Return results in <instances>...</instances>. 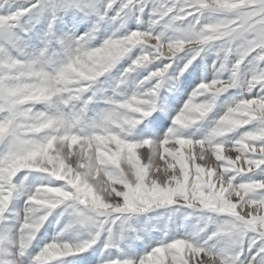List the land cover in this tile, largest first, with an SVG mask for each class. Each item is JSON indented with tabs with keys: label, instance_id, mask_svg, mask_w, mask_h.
Listing matches in <instances>:
<instances>
[{
	"label": "snow or ice",
	"instance_id": "6c2138e0",
	"mask_svg": "<svg viewBox=\"0 0 264 264\" xmlns=\"http://www.w3.org/2000/svg\"><path fill=\"white\" fill-rule=\"evenodd\" d=\"M9 0H0V5ZM39 3V0H37ZM51 0L56 10L73 7L85 15L97 16V23L107 17L119 21L133 10L136 19L149 8L157 17L152 25L164 21L172 29L167 42L163 33L133 30L122 37L115 33L98 47H86L96 28L79 37L66 36L56 41L65 57L58 67L46 59L53 39L54 20L48 22L44 47L28 59H17L0 44V219L12 194L10 180L22 169L38 170L64 182L63 187L41 186L28 197L17 255H22L34 234L46 219L47 212L60 205L71 210L76 222L99 230L124 214L142 213L154 207L182 203L188 207L224 214L229 219L208 239L219 237L225 247L213 251L204 244L174 239L154 247L139 264H264V94L242 99L216 121L203 139L183 137L186 128L204 117L212 102L194 103L189 99L174 119L173 127L162 139L130 142L120 131L138 123L136 114L147 116L153 109L152 97L171 64H164L145 77L156 83L143 95L126 99L108 98L111 105L91 123H84V107L96 95L92 84L108 72L121 58L139 47L117 82L123 84L135 68L157 60L171 61L183 49L193 56L215 43L224 54L221 69L229 54H235L228 79L201 83L193 94L215 96L237 83L242 63L251 66L244 81L247 90L259 86L264 90V0ZM36 4L0 14V39L12 37L11 29L21 17L32 12ZM109 11L113 15L108 16ZM91 92L86 99V93ZM83 99L79 111L72 102ZM45 103L51 111H36L34 105ZM69 109L65 111V109ZM255 123L251 130L233 139H225L241 128ZM261 170L260 179L237 182V177ZM44 210L42 215L34 213ZM109 231L111 229L109 228ZM95 242L78 245L52 242L32 258L30 264H50L58 257L85 251ZM255 249V251H253ZM251 252L249 258L247 253ZM243 257V259H241ZM0 264H17L16 259ZM111 264H132L130 260H113Z\"/></svg>",
	"mask_w": 264,
	"mask_h": 264
},
{
	"label": "rangeland",
	"instance_id": "374dc122",
	"mask_svg": "<svg viewBox=\"0 0 264 264\" xmlns=\"http://www.w3.org/2000/svg\"><path fill=\"white\" fill-rule=\"evenodd\" d=\"M22 1L23 0H9V2L6 5L5 4L0 5L1 6L0 7V14H7L6 13L7 10H8L7 12L15 11L16 9H14V8L16 6H18V8L19 7H22V6H24V8H26V7H29L32 4H36L35 9H32V12L34 14H39L40 12H43V11L46 13L49 10L48 13H46V15H47L46 17L48 18L50 16L48 19H46L42 23L43 25L41 23H39V22H36V21L35 22H31L30 21L29 22V28H31L32 30H29V29L23 30L24 27H23L22 23L28 22L27 21L28 20L27 18L28 17L31 18V16H30V15H32L31 14L32 12H31L30 14H28L29 16L26 15V16H24V18L21 17L20 20L17 23L18 26L12 28V31L11 32L14 31V33H16V34L17 33L18 34L20 33L19 34L20 36L21 35L22 36L23 35L24 36L30 35V33L34 31V34L33 35L35 37L33 39L31 37H29L30 39H27L26 41H23V42H25V44H24V47H22V52L21 53L20 52L18 53L17 50H15L13 48V46L11 47L8 44H6L7 46L5 45L9 49H11L12 52L10 50L8 51V53L10 55H12L14 58L17 56L16 57L17 59H21L22 58V60H23V59H28V58H31V57L37 55L39 53L40 49L45 46L44 45L45 34L49 32L48 22H49L50 19H52V16H53L54 13L52 11V8L51 7H48V6H50L51 0H48L49 2L47 0H42V1L39 0V3L40 4L37 3V0H24L23 2ZM24 3H25V5H24ZM104 3H105V0H98L97 7L99 6V8H101V10H102V5ZM20 4H22V5H20ZM37 6H39V8ZM150 7L149 8H146L144 13L139 14L140 15L139 21H137V19H136V15L137 14L133 10L127 17H125L124 23H123L122 26L119 24V21L115 22V24L112 23V22L110 23L107 17H106L107 19L105 18L104 21H101V22L97 23L96 22L97 21L96 19H98L97 16L96 17H95V15L94 16H90V15H93V14L85 15L86 18L88 17V19H90V24H87L86 27L84 26L83 29H82V31L79 28H77V24L75 23L77 21L80 22V19L82 18L81 15H84V13L81 12L79 9H76V8H73V7H71L72 9L70 7H68L67 9L66 8L65 9L62 8L61 10L60 9L59 10H56L55 11L56 12L55 13L56 15L55 14L54 15H55L56 18H58L59 20H61V18H63V16H64V15L62 16L61 14H63L64 11L68 10L69 8L72 11L71 12L72 14H74L73 11H76V13L71 17L74 21L72 20L71 22L69 21L68 23L63 24L64 27H63V25L61 26L62 27V30H64V32H66L65 34H67V35H69L71 37L73 36L74 38L79 37L80 35H83L84 34L83 32L85 31V29L87 28V26L88 27H92L91 25H92L93 22L94 23H97V25H95V28L97 27V29L100 30V31L97 30V32H96V37H94L95 38V44L92 45L93 47L100 46V44H102V42L105 39H107L109 36H112L113 33H115V37L114 38H116V37H122L123 35H126V34L130 33V30H132V31L133 30L145 31V30H149L150 26H152L151 27L152 28L151 30L153 31V34L154 33L155 34L163 33L162 40H164L165 42H167V38L170 37L173 34L172 33V29L165 28L164 27V21H160L157 24L152 25L151 22L153 20H156L157 17L151 13ZM3 9L4 10L6 9V10L3 11ZM40 10H42V11H40ZM111 15H113V13L111 11H109L108 16H111ZM152 16H154V17H152ZM93 17H95V18L93 19ZM148 17L150 18V20H149ZM67 18L68 19H65V20H70L71 19L69 17H67ZM76 18H77V20H76ZM104 22L105 23L107 22L106 24H108L109 26H110V24H112L110 27H112L114 29L110 28L111 30L109 32L108 31H105L104 32V30H103L104 29V25H103ZM53 25H52V29H51V34H52L53 39H51L50 42H49V44H48V52H47L46 58H51L57 52H58L57 54H60L62 52V49H61L60 45L56 42V41H58V39H56V37L58 36V33H55L56 30L54 31L55 28L53 27ZM131 25H133L132 26V29L128 30V28H131ZM71 26H72V28H71ZM98 26H100V27H98ZM115 26H116V28H115ZM65 27H67L68 29L67 28L65 29ZM73 27H75V28H73ZM77 29H79L80 32ZM92 29H93V27H92ZM102 31H103V33H102ZM74 32H77V33H74ZM102 34H104V36ZM33 35H31V36H33ZM55 35H57V36L54 37ZM97 35L100 36L101 38L99 39V37ZM105 35H108V36H105ZM137 52H139V53H137ZM133 53H135V54H133ZM138 54H140L139 47L134 48L132 50V53L129 54L128 56H125V57L121 58L111 69H109L110 70L109 72L104 73L101 77L97 78V80L91 86L92 87V90L95 91L97 94L99 93L100 97H102V90H103L102 85L103 86H107V85H110L111 86L112 85V82H110L109 79H108V81L104 82L107 77L110 78L111 80L113 79L112 76L110 77L108 75L114 73L120 67L125 66V65H122V63L123 64L124 63H127L129 65L132 62L131 59H133L134 56L135 55H138ZM192 56H193L192 50L189 49V48H185L180 53H178L176 55V57L173 58L171 61H168V60H157V61H154L152 63H148L147 65H144V66H140V67L135 68L136 70L134 69L131 72V75L128 76V79H126V82H124L125 83L124 84L125 85L124 86V89H123V85L119 84V85H121L120 89H122V91L125 90V92H123L124 95L122 96V98L123 97H131L134 94L137 95V96H139L142 91L144 93L147 92L148 88L150 89V87L153 84L156 83V80L155 79L150 80L151 82H149V81L148 82H144L145 81L144 78L147 75H149L150 72L156 70L159 67H163L164 64H168V63L171 64V67L168 68L167 72H165V74L162 77L159 78L160 79V84H159V87L155 89V94H154L153 99H152V101L154 100L153 101L154 107H153V110H151L152 111L151 112L152 115H149L148 114L147 116H143L142 114H136L134 116V118L138 120V123L136 125L132 126L131 128H127L126 127L123 131H120L119 134L121 135L122 138H124V139H126V140H128V141L131 142V137H130V134L132 133L131 131H133L137 135V132L135 130H138V129L143 130V127L146 124V122H150V124L152 125V127L158 128L160 130V132L159 133H155L154 132L153 137L152 136L149 137V135H147L146 138H144V137L143 138L144 139H149V140L152 139V141H154V142L159 141L161 138L164 137V135L167 133V131L169 130V128L179 127V126H177V125L174 124V121L173 120L175 119V117L178 114L181 113V111L183 110V107H184L185 103H187L189 101V99H192L194 103H196V102L197 103H200L201 101H204V102H212L213 107L211 108V110L204 117L198 119L199 121L197 120L194 124L188 126L187 128H179L180 134L182 132L186 131V130H188L189 133L191 132V134H193L192 133L193 130L198 129L200 127H203V129L205 128L204 130L206 131V135H207L208 132L211 130V122L209 123L208 122L209 120H211L212 122L218 121L219 118L221 116H223V114L230 107H234L240 101V99L241 100L242 99H249V98L255 97V95L257 96V95L264 94V90L260 89L259 86L253 88L251 91H248L247 90V87H246L247 85L244 83V81L246 79H248L250 77V75H251V72H250L251 66L247 63V61H245L240 66V69H239V72H238V76H237V83H236L235 86L230 87V88H227L223 92L217 94L214 99L211 96V94H208V93H205V94H202V95H199V96H195L194 97V95L192 93H195L199 89L198 87H199V85L201 83H204V82L205 83L206 82L208 83V82L212 81L213 79H217V77L219 79H221V78L222 79H228L230 77L231 64L234 62V60H235L236 57H235V54H229V58L225 62V65H226L225 68L224 69H221V62L224 59L223 52H221L219 50V48L216 46L215 43L210 44V45H206V46H204L200 50L199 55H196L195 56V59H192L191 60V64L188 65V68L182 74H180L179 73V68L183 67L184 64H186L188 62V60L192 58ZM133 73H136V74H133ZM140 73H141L140 77L142 76L143 79L141 81L139 80L140 82L138 81V84L141 83L139 86H143V88L142 87H137V88L135 87L133 89L135 91H133V90H131L132 89V86L130 85L131 84V81H132V78L135 77V76H137V74H140ZM210 76H211V78H210ZM114 79H118V78H114ZM128 82H129V85H128ZM116 85H117V82H116ZM146 85L148 86V88H147ZM104 89H107L108 90L109 87H105ZM130 90L133 91V92H131V95L127 96V92H129ZM113 92H115V91H113ZM143 92H142L141 95L144 94ZM106 94L109 95L107 92H106ZM89 95H91V92L89 93ZM96 95L92 98V100H95L96 99ZM226 100H227L228 103L226 102ZM91 102L92 101H90V104H91ZM161 102H163V103H161ZM223 102L225 103V105H224ZM80 104L82 105V103H80L79 100L72 102V106L75 109H77V110H80ZM168 105H169V107H168ZM218 106H221L220 108L223 107L222 111L220 110V108ZM170 108H172V109H170ZM180 109H181V111H180ZM87 111L89 112L88 107H87ZM176 112H179V113L176 114ZM216 112H217V115H216ZM166 113L167 114L170 113L169 116ZM164 117H166V118H164ZM169 117H170L171 120L169 119ZM149 118H151V119L149 120ZM163 119H165V120H163ZM155 121H162L163 122V126L158 125V123H156ZM167 123H169L171 127L169 126V124L167 126ZM208 125H210V126H208ZM255 126H256L255 123L250 124V125L246 126L245 128H241V129L237 130L236 132L232 133L230 135V137H228V138L226 137L225 139H232L234 136L237 137L240 133H242L244 131H247V130H251ZM163 128H164V130H163ZM208 128H209V130H208ZM231 136H233V137H231ZM188 138H191V137H188ZM192 138H193V140H196L197 139L196 137H193V135H192ZM139 141H141V140H139ZM0 145L1 146H4V144H0ZM37 172L39 173L40 171H37ZM41 174H42V172L39 173V174L32 173L30 176L28 175L24 179H23L24 174L20 175L21 187L22 188L27 187L29 185V182L30 183L31 182H33V183L35 182L36 184L38 183V185H43L42 184V182L44 183V180L42 178L43 174L42 175ZM32 176H36V177H32ZM260 176H261V170L260 169H257V170H255L252 173H248L247 176L237 177V182H240L242 180H247L249 178H251V179H260L261 178ZM21 177H22V179H21ZM176 207L177 208L180 207V208H178L179 210ZM181 208H183V209H181ZM183 213H184L185 216L183 215ZM134 214H137L136 216H139V219L138 220L142 224H144V235H142L140 237H139V235L136 234V232L134 233V229L131 226V223L133 222L134 219H132V221L129 222V219L127 218L128 216H134ZM159 214H166V216L170 219V221L166 222L165 219L167 220V217H165V218H162V221H159V222L157 221L159 223L158 224V229H157V227H154L153 228V226H154L153 223H152V226H149V224H151V222H149V221H151L152 219L157 220ZM155 215H157V216H155ZM6 216L7 215H5V217ZM51 219L52 220H50V222H48V226L46 228L47 229V235H49V236H52L53 234H55L54 233L55 231H53V228L55 226L53 225V222H52L55 219L53 217H51ZM110 219H113L114 220V223H112V225L116 226L117 228L120 229V231H122L120 233L121 236H122V233L126 234V235H124V237L122 238V240L120 242L121 243V246L118 245L117 246L118 248L116 250L117 259L120 258L122 260H126L125 257L130 252L135 253V254L137 253V255L139 253H141L142 256L140 258H142L143 256L145 257L147 255V253H149L153 249L154 242L156 243L155 244L156 246H159V244L169 243V242H171L174 239H187V240H189L191 242H194V243H197V244H203L204 242H206L208 240H211V239H208V237L211 236L212 233L215 232L219 226H221L222 224H224L229 219V217H227L224 214L212 213V212H209L208 210H204V209H201L200 210V209L195 208V207H188V206H186V205H184L182 203H174L172 205H164V206H161V207H154V208L148 209L147 211L142 212V213L124 214V215L120 216L119 219H117L116 217H112ZM182 220H184V221H182ZM176 226H178V228ZM145 227H147V228H145ZM187 228H189V229H187ZM171 231H172V233H171ZM191 233L193 235H191ZM173 234H174V236H173ZM195 234H197L196 237H195ZM169 235H171V236H169ZM36 236H37V231H36L35 237ZM35 237L31 240V242L34 244L35 248L37 249ZM9 240H15L14 234H12V236L9 238ZM135 240L137 241V247L134 248L132 246V241L135 242ZM211 241H212L211 243H213L214 246H213V244H210V245L207 244V246L208 247H211L213 251H219V250H221V249H223L225 247V241L222 240L219 237H213ZM144 245L146 247H144ZM145 250L148 251V252L145 253ZM38 251L39 250L37 249V252ZM253 251H255V249H253ZM251 254H252L251 252L247 253V255H248L249 258L251 257ZM83 255L85 257L87 255V251H84L83 252ZM122 255H124V256H122ZM241 259H243V257H241Z\"/></svg>",
	"mask_w": 264,
	"mask_h": 264
},
{
	"label": "bare ground",
	"instance_id": "6f19581e",
	"mask_svg": "<svg viewBox=\"0 0 264 264\" xmlns=\"http://www.w3.org/2000/svg\"><path fill=\"white\" fill-rule=\"evenodd\" d=\"M24 1V0H23ZM22 1V2H23ZM42 1V0H41ZM48 1V0H47ZM26 2V1H25ZM49 2V1H48ZM19 4V3H18ZM32 4V3H31ZM38 4H40V3H38ZM42 4V3H41ZM47 4V3H46ZM6 5V4H5ZM10 5V4H9ZM20 5H22V4H20ZM19 5V6H20ZM24 5H25V3H24ZM49 5V4H48ZM8 6V5H7ZM15 6V5H14ZM29 6V5H28ZM1 7V6H0ZM22 7H24V6H22ZM26 7V6H25ZM38 8H39V6H37ZM48 7H50V6H48ZM99 7V6H98ZM6 8V7H5ZM18 8V6H16L14 9H17ZM27 8V7H26ZM68 8V7H67ZM66 8V9H67ZM71 8V7H70ZM70 8L68 9V10H66V11H64L63 12V14H61L62 16H63V18H61V20H59L58 18H56L55 20H54V22H53V27L55 28L54 29V31L56 30V32L55 33H58V36L57 35H55L54 37H56V39H58V40H60V39H63L64 37H66V36H69V35H67V34H65L66 32H64V30H62V25L63 24H66V23H68L69 21L71 22L73 19L71 18L75 13H76V11H73V13L74 14H72L71 12V10H70ZM2 9V8H1ZM13 9V10H14ZM35 9V8H34ZM45 9V8H44ZM48 9V8H47ZM50 9V8H49ZM65 9V8H64ZM72 9V8H71ZM6 10V9H5ZM4 9H3V11H5ZM61 10V9H60ZM2 11V10H1ZM8 11V10H7ZM6 11V13H8ZM40 11H42V10H40ZM47 11V10H46ZM49 11V10H48ZM48 11L46 12V13H48ZM53 11V10H52ZM36 12V11H35ZM38 13V12H37ZM46 13L43 11V12H40L39 14H34L33 12L31 13L32 15H30L31 16V18H29L28 16V22H26V23H22V25H23V27H24V29L23 30H26V29H29V30H32L31 28H29V22L31 21V22H39V23H43L46 19H48L46 16ZM56 13V12H55ZM54 13V14H55ZM52 14V13H51ZM59 14V13H58ZM83 14V13H82ZM56 15V14H55ZM79 15V14H78ZM82 16V18L80 19V22H75L76 24H77V28H79L81 31H82V29H83V27L85 26L86 27V25L87 24H90V19H88V17L86 18V16H85V14L84 15H81ZM85 16V17H84ZM90 16H94V15H90ZM150 16V15H149ZM58 17V16H57ZM61 17V16H60ZM67 17H69V18H71L70 20H65V19H68ZM96 17V16H95ZM95 17H93V19L95 18ZM152 17H154V16H152ZM24 18V17H23ZM149 18V17H148ZM107 19V18H106ZM146 19V18H145ZM156 19V18H155ZM76 20H77V18H76ZM97 20V19H96ZM147 20V19H146ZM149 20H150V18H149ZM74 21V20H73ZM83 21V22H82ZM92 21V20H91ZM127 21V20H126ZM152 21V20H151ZM150 21V22H151ZM97 22V21H96ZM149 22V23H150ZM107 23V22H106ZM105 22L103 23V25H104V32L105 31H110L111 29L110 28H112V27H110L112 24H110V26L108 25V24H106ZM109 23V22H108ZM111 23V22H110ZM21 24V23H20ZM36 24V23H35ZM70 24V23H69ZM75 24V25H76ZM102 24V23H101ZM115 24V23H114ZM43 25V24H42ZM94 25H97V23H92V27L94 26ZM129 25V24H128ZM148 25V24H147ZM18 26V25H17ZM20 26V25H19ZM66 26V25H65ZM114 26V25H113ZM132 26L133 25H131V28H128V30H130V29H132ZM22 27V26H21ZM22 27V28H23ZM63 27H64V25H63ZM68 27V26H67ZM67 27H65V29L67 28ZM92 27H88L87 26V28L85 29V31L83 32L84 34H86V33H88L90 30H92ZM98 27H100V26H98ZM152 27V26H151ZM155 27V26H154ZM157 27V26H156ZM71 28H72V26H71ZM73 28H75V27H73ZM115 28H116V26H115ZM68 29V28H67ZM79 29H77L78 31H79ZM109 29V30H108ZM112 29H114V28H112ZM126 29V28H125ZM146 29V28H145ZM152 29V28H151ZM155 29V28H154ZM74 30V29H73ZM76 30V29H75ZM97 27H96V30H95V32L93 33V38L91 39V40H89L88 41V43L86 44V47H93L92 45L93 44H95V38L94 37H96V32H97ZM164 30V29H163ZM11 31H12V29H11ZM22 31V30H21ZM68 31V30H67ZM71 31V30H70ZM98 31H100V30H98ZM132 30H130V32H131ZM20 32V31H19ZM28 32V31H27ZM80 32V31H79ZM114 32V31H113ZM157 32V31H156ZM74 33H77V32H74ZM102 33H103V31H102ZM112 33V32H111ZM110 33V34H111ZM128 33V32H127ZM12 37H11V39L10 40H7V41H5V40H3V39H0V44H4V46L6 45V44H8V45H10L11 47L13 46V48L15 49V50H17V52L19 53H21L22 52V47H24V44H25V42H23V41H26L27 39H30L29 37H31L32 39L35 37L33 34H34V31L33 32H31L30 33V35H27V36H20L18 33V35L16 34V33H14V31L12 32ZM69 34V33H68ZM108 34V33H107ZM155 34V33H154ZM31 35H33V36H31ZM99 35V34H98ZM97 35V36H98ZM103 36H104V34H102ZM81 36V35H80ZM105 36H108V35H105ZM73 37V36H72ZM99 37V39L101 38L100 36H98ZM74 38V37H73ZM43 39V38H42ZM104 40V39H103ZM23 42V43H22ZM31 42V41H30ZM29 43V42H28ZM7 46V45H6ZM5 46V48H6V51L8 52L9 50L11 51V49H9L8 47H6ZM10 47V48H11ZM33 49V48H32ZM14 50V51H15ZM24 50V49H23ZM12 52V51H11ZM16 52V51H15ZM38 52V51H37ZM36 52V53H37ZM48 52V51H47ZM30 53V52H29ZM58 53V52H57ZM56 53V54H57ZM137 53H139V52H137ZM9 54V53H8ZM33 54V53H32ZM50 54V53H49ZM55 54V55H56ZM133 54H135V53H133ZM19 55V54H18ZM22 55V54H21ZM26 55V54H25ZM54 55V56H55ZM16 56V55H15ZM32 56V55H31ZM53 56V57H54ZM17 57V56H16ZM15 57V58H16ZM22 59V58H21ZM64 59H65V57H59L58 59H53V60H51V62L54 64L53 65V67H58L59 65H60V63H62L63 61H64ZM127 59V58H126ZM125 59V60H126ZM132 60V59H131ZM130 60V61H131ZM122 65H125V66H123V67H120L119 69H117L114 73H112V74H109L108 76H112V78L114 79V78H118V79H114V83L113 84H115L116 82H118V80H119V78H120V75H121V73L123 72V70H124V68H126V67H128V64L127 63H122ZM150 67V66H149ZM136 70V69H135ZM148 70V69H147ZM110 71V70H109ZM108 71V72H109ZM146 71V70H145ZM223 71V70H222ZM170 72V71H169ZM168 72V73H169ZM107 73V72H106ZM145 73V72H144ZM149 73V72H148ZM133 74H136V73H133ZM173 74V73H172ZM213 74V73H212ZM129 75H131V73H128L127 74V77H126V79H128V76ZM140 75H141V73L140 74H137V76H135V77H133L132 78V81H131V86H132V89L131 90H133L135 87L137 88V87H142L143 88V86H139L141 83H139L138 84V81L140 80H142L143 79V77L141 76L140 77ZM228 75V74H227ZM148 76V75H147ZM221 76V75H220ZM223 76V75H222ZM214 77V76H213ZM99 78V77H98ZM103 78V77H102ZM210 78H211V76H210ZM218 78V77H217ZM109 79V78H108ZM131 79V78H130ZM145 79V78H144ZM222 79V78H221ZM137 80V81H136ZM211 80V79H210ZM101 81V80H100ZM106 81H108L107 80V78L105 79V81L104 82H106ZM139 81V82H140ZM144 81V80H143ZM176 81V80H175ZM202 81V80H201ZM125 82H126V80H125ZM144 82H148V81H144ZM149 82H151V81H149ZM103 83V82H102ZM205 83V82H204ZM207 83V82H206ZM105 84V83H104ZM143 84V83H142ZM127 85V84H126ZM128 85H129V82H128ZM137 85V86H136ZM148 85V84H147ZM146 85V86H147ZM187 85V84H186ZM101 86V85H100ZM125 86V85H124ZM123 86V87H124ZM150 87V86H149ZM152 87V86H151ZM150 87V88H151ZM247 87V86H246ZM102 88H103V90H102V98H106L107 100H108V98H109V95H107L106 94V89H104L105 88V86H103L102 85ZM110 88V87H109ZM141 88V89H142ZM147 88H148V86H147ZM199 88V87H198ZM165 89V88H164ZM129 91V92H127V96H129V95H131V92H133V91H135V90H133V91ZM137 90V89H136ZM148 90H149V88H148ZM147 90V91H148ZM123 92H125V91H122V93ZM143 92V91H142ZM142 92H141V94H142ZM169 92V91H168ZM137 93V92H136ZM144 93V92H143ZM146 93V92H145ZM170 93V92H169ZM249 93V92H248ZM97 94V93H96ZM99 94V93H98ZM134 94V93H133ZM140 94V95H141ZM171 94V93H170ZM192 94H194V93H192ZM89 95V93H87L86 94V96H88ZM139 95V96H140ZM100 96V95H99ZM126 96V95H125ZM204 96V95H203ZM209 96V95H208ZM256 96V95H255ZM253 97V96H252ZM126 98H129V97H121V99H126ZM166 98V97H165ZM188 98V97H187ZM83 99H85V98H83ZM83 99H81L82 101H83ZM119 99V98H118ZM152 99H153V97H152ZM235 99V98H234ZM241 100V99H240ZM154 101V100H153ZM162 101V100H161ZM184 101V100H183ZM200 102V101H199ZM201 102H204V101H201ZM226 102H227V100H226ZM161 103H163V102H161ZM197 103V102H196ZM224 103V102H223ZM228 103V102H227ZM45 103H37V104H35L34 105V110H36V111H42L41 109H42V107H43V105H44ZM154 104V103H153ZM160 104V103H159ZM169 104V103H168ZM179 104V103H178ZM158 105V104H157ZM224 105H225V103H224ZM227 106V105H226ZM45 107H46V104H45ZM49 107V106H48ZM168 107H169V105H168ZM177 107V106H176ZM219 108L221 107V106H218ZM41 108V109H40ZM163 108V107H162ZM161 108V109H162ZM218 108V109H219ZM46 110L47 109H49V108H45ZM108 109V106H107V103L104 105V107L102 108V110H107ZM170 109H172V108H170ZM222 109H223V107L222 108H220V110L222 111ZM51 110V109H50ZM153 110V109H152ZM171 111V110H170ZM173 111V110H172ZM175 111V110H174ZM180 111H181V109H180ZM152 111H150L149 112V115H152V113H151ZM164 113V112H163ZM177 113H179V112H176V114ZM167 114V113H166ZM169 114L170 113H168L167 115L169 116ZM163 115V114H162ZM175 115V114H174ZM179 115V114H178ZM216 115H217V112H216ZM224 115V114H223ZM98 116V115H97ZM167 116V117H168ZM176 116V115H175ZM174 116V117H175ZM150 117V116H149ZM173 117V118H174ZM164 118H166V117H164ZM151 118H149V120H150ZM153 119V118H152ZM155 119V118H154ZM169 119H170V117H169ZM214 119V118H213ZM163 120H165V119H163ZM168 120V119H167ZM171 120V119H170ZM169 121V120H168ZM174 121V120H173ZM199 121V120H198ZM156 123H158V125H161V126H163V122L162 121H155ZM209 123L211 122V128H213L215 125V123H216V121L215 122H212L211 120H209L208 121ZM203 123V122H202ZM208 123V124H209ZM168 124L169 123H167V126H168ZM213 125V126H212ZM169 126H170V124H169ZM199 126V125H198ZM208 126H210V125H208ZM171 127V126H170ZM187 128V127H186ZM170 129V128H169ZM195 129V128H194ZM205 129V128H204ZM203 129V127H200V128H198V129H195V130H193V134H191V132L189 133V131L188 130H186V131H184V132H182L181 133V135L183 136V137H186V138H188V137H191V138H189V139H193L192 138V135H193V137H196L197 139L196 140H198V139H203L204 138V136H206V131ZM163 130H164V128H163ZM166 130V129H165ZM208 130H209V128H208ZM150 131V130H149ZM180 131V130H179ZM132 132V131H131ZM154 132L155 133H159L160 132V130L158 129V128H156V127H154ZM154 132H153V134H154ZM168 132V131H167ZM152 135V134H151ZM152 137H153V135H152ZM151 137V138H152ZM230 137V136H229ZM231 137H233V136H231ZM235 137V136H234ZM233 137V138H234ZM228 138V137H227ZM232 138V139H233ZM144 138L143 137H136V138H134L133 140H132V142H139V140H143ZM162 139V138H161ZM152 140V139H151ZM5 146H0V149H1V151L0 152H2L4 149ZM38 170H32V169H22V170H20V171H18L16 174H15V176H13L12 178H11V180H10V183H11V185L13 186L12 187V194H11V196L9 197V200H8V202H7V205H6V209H5V212L3 213V218L2 219H0V260H9V259H16L17 260V264H20V261L16 258V256H14V254L16 253V250L18 249V246L15 244V241H16V239L19 237V235H18V233H16L17 232V229H19V228H21L20 226L22 225V223H23V217H24V215H25V210L27 209V208H29L31 205L30 204H28L27 203V201H28V197L31 195V194H33L35 191H36V189L37 188H39V187H41V186H45V185H47V186H52V187H63L64 186V182L63 181H59V180H57L56 178H54V177H51L50 175H48L47 173H43L42 172V174H43V176H42V178H43V180H44V183L42 182V184L43 185H38V183L36 184L35 182L33 183V182H29V185L27 186V187H24V188H22L21 187V183H20V175H22V174H24V176H23V179L26 177V176H30L32 173H34V174H39V173H41V172H37ZM258 173V172H257ZM41 174V175H42ZM32 177H36V176H32ZM41 177V176H40ZM261 177V176H260ZM256 178V177H255ZM21 179H22V177H21ZM29 181V180H28ZM24 182V181H23ZM38 182V181H37ZM23 206H26V208H23ZM177 206V205H176ZM177 208V207H176ZM178 208H180V207H178ZM177 208V209H178ZM176 209V210H177ZM181 209H183V208H181ZM180 209V210H181ZM168 210V209H167ZM179 210V209H178ZM201 210V209H200ZM70 211L71 210H65V206L64 205H60V206H58V207H56L55 209H52V210H49L48 212H47V216H46V219L42 222V224H41V226H40V228L38 229V231H37V236L35 237V235H36V232H35V234H34V237H35V241H36V245H37V249L39 250L38 252H37V249L35 248V246H34V244L32 243V242H30L29 243V245H28V247L25 249V253H26V256L28 257V258H30L31 260H32V258L33 257H35L42 249H43V247L44 246H46L47 244H49V243H52V242H56V243H69V244H72V245H78V244H80V243H82L83 241H85V240H91L92 238H93V236H95V242L93 243V244H91V246L89 247V248H87L85 251H87V255L84 257V255H83V252H80V253H72V254H69V255H67V256H64V257H58V258H56V259H54V260H59V259H62V260H64V262H65V264H74V262H77L78 261V263L77 264H79V262L80 261H82L83 263L82 264H111V262L113 261V260H120V261H123L122 259H114L110 254H109V251H114L115 249H117L118 247V245L119 246H121V240H122V238L124 237V235H126V234H124V233H122V236H121V232L122 231H120V229L119 228H117L116 226H114V225H112V223H105V225H104V227L103 228H101L100 230H99V235H96V233H97V229L96 228H94V227H88V226H83V225H80V224H78L77 222H76V219H75V217H74V215H71L70 214ZM160 212V211H159ZM168 212V211H167ZM181 212V211H180ZM162 213V212H161ZM185 213V212H184ZM184 213H183V215H184ZM42 214H44V210H41L40 212H37V213H34V215H42ZM174 214V213H173ZM186 214V213H185ZM5 215H7L6 217H5ZM137 214H134V216H128L127 218L129 219V222L130 221H132V219H134L133 220V222L131 223V226H132V228L134 229V233L136 232V234L137 235H139V237L140 236H142V235H144V224H142L138 219H139V216H136ZM155 216H157V215H155ZM185 216V215H184ZM51 217H53L55 220H53L52 222H53V225L55 226L54 228H53V231H55L54 233L55 234H53L52 236H49V235H47V226H48V222H50V220H52L51 219ZM165 217H167L166 216V214H159L158 215V218H157V220H154V219H152L151 221H149V222H151V224H149V226H152V223H153V228L154 227H157V229H158V222L159 221H162V218H165ZM180 218V217H179ZM197 218V217H196ZM114 219V218H113ZM113 219H111V220H113ZM176 220V219H175ZM210 220V219H209ZM158 221V222H157ZM164 221V220H163ZM165 221L166 222H168V221H170V219L167 217V220L165 219ZM182 221H184V220H182ZM196 221V220H195ZM162 223V222H161ZM180 223V222H179ZM172 224V223H171ZM215 224V223H214ZM130 225V224H129ZM175 225V224H174ZM196 225V224H195ZM194 225V226H195ZM201 225V224H200ZM216 225V224H215ZM193 226V225H192ZM171 227V226H170ZM177 228H178V226H176ZM212 227V226H211ZM109 228L111 229V231H109ZM128 228V227H127ZM145 228H147V227H145ZM164 228V227H163ZM125 229V228H124ZM187 229H189V228H187ZM195 229V228H194ZM216 229V228H215ZM130 230V229H129ZM173 230V229H172ZM193 230V229H192ZM182 231V230H181ZM189 231V230H188ZM187 231V232H188ZM214 231V230H213ZM130 232V231H129ZM171 233H172V231H171ZM209 233V232H208ZM12 234H14V236H15V240H9V238L12 236ZM175 234V233H174ZM174 234H173V236H174ZM182 234V233H181ZM211 234V233H210ZM147 235V234H146ZM178 235V234H177ZM189 235V234H188ZM191 235H193L192 233H191ZM196 235L197 234H195V237H196ZM121 236V237H120ZM154 236V235H153ZM159 236V235H158ZM169 236H171V235H169ZM184 236V235H183ZM168 237V236H167ZM181 237V236H180ZM176 238V237H175ZM179 238V237H178ZM187 238V237H186ZM200 238V237H199ZM125 239V238H124ZM140 239V238H139ZM207 240V239H206ZM212 240V239H211ZM211 240H208V241H206V244H208V245H210V244H213V243H211L212 241ZM34 241V242H35ZM196 241V240H195ZM124 242V241H123ZM160 242V241H159ZM216 242V241H215ZM205 243V242H204ZM203 243V244H204ZM131 244V243H130ZM147 244V243H146ZM156 243L154 242V244H153V246L154 247H156V245H155ZM158 244V243H157ZM217 244V243H216ZM160 245V244H159ZM94 246H97V250H96V252H94V251H92V249L94 248ZM213 246H214V244H213ZM144 247H146L145 245H144ZM153 247V248H154ZM130 248V247H129ZM133 249V248H132ZM149 249V248H148ZM137 251V250H136ZM146 252H148V251H146L145 250V253ZM135 253H132V252H130V253H128L127 254V256L125 257L126 258V260H130V261H132V264H139V260L141 259L140 257L142 256L141 255V253H139L138 255H137V253L134 255ZM148 254V253H147ZM249 255V254H248ZM92 256V257H91ZM122 256H124V255H122ZM117 257V256H116ZM144 257V256H143ZM124 259V258H123ZM53 261V260H52ZM52 261L50 262V264L52 263Z\"/></svg>",
	"mask_w": 264,
	"mask_h": 264
}]
</instances>
